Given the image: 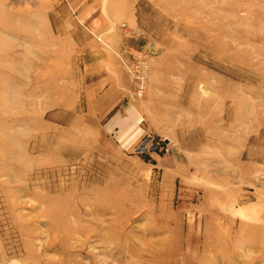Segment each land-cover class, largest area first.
Segmentation results:
<instances>
[{"label":"rangeland","instance_id":"rangeland-1","mask_svg":"<svg viewBox=\"0 0 264 264\" xmlns=\"http://www.w3.org/2000/svg\"><path fill=\"white\" fill-rule=\"evenodd\" d=\"M0 264H264V0H0Z\"/></svg>","mask_w":264,"mask_h":264},{"label":"built area","instance_id":"built-area-1","mask_svg":"<svg viewBox=\"0 0 264 264\" xmlns=\"http://www.w3.org/2000/svg\"><path fill=\"white\" fill-rule=\"evenodd\" d=\"M149 139H145L144 141H149L150 146L154 148V150H161V151H168V144L164 141V139H160L159 141H154L152 142V137H147ZM143 143L138 144V148L140 147L141 149L145 148V145Z\"/></svg>","mask_w":264,"mask_h":264}]
</instances>
